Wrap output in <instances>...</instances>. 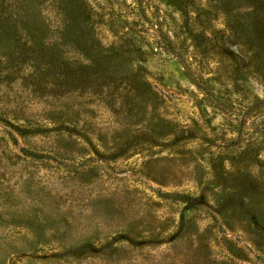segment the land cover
Instances as JSON below:
<instances>
[{
	"label": "rangeland",
	"instance_id": "374dc122",
	"mask_svg": "<svg viewBox=\"0 0 264 264\" xmlns=\"http://www.w3.org/2000/svg\"><path fill=\"white\" fill-rule=\"evenodd\" d=\"M71 9L0 16V264H264V0Z\"/></svg>",
	"mask_w": 264,
	"mask_h": 264
},
{
	"label": "trees",
	"instance_id": "16d2710c",
	"mask_svg": "<svg viewBox=\"0 0 264 264\" xmlns=\"http://www.w3.org/2000/svg\"><path fill=\"white\" fill-rule=\"evenodd\" d=\"M33 1L36 5L28 6L25 9H22L21 3H28ZM210 1V0H209ZM248 2L253 3L254 5L258 4V0H245ZM21 2V3H20ZM44 0H0V16L6 15L9 11H12L14 16L25 14L28 20V22H31L33 18L37 17L39 18L41 25H43V28L48 31V29L51 26L50 22L51 20H54V17L50 18V14L45 11H50V13L54 16H57L60 18L59 20L62 23V28L55 27V36L52 37L50 35H47L46 33L36 32V39L41 40V43L48 44L49 46H57L58 49L64 50L67 49L69 51L73 50V54L71 57H69L68 60L78 58L80 60L85 59L87 56L86 51H92L94 48H96L97 53H102L101 51L105 49V46L100 44L101 41H99L98 36L95 34H78V37L76 38V41L73 40H67L69 37H75L73 34H76L75 32V24L78 22L77 16L78 14L72 15V0H47L46 3H44ZM207 2V1H206ZM206 2L200 3V7L198 8L199 14L194 17L198 22L205 21V17L209 14V11L213 9V4H210V6L206 5ZM110 3V2H109ZM43 4V5H42ZM135 4V3H134ZM12 5V9L10 10ZM77 5V4H76ZM75 5V6H76ZM16 6L18 9H16ZM246 9H250L249 6H245ZM124 12L125 15H121L125 18H122L123 27L122 30H116V32L120 33L121 36L116 37V41L113 42L114 44L120 45L123 43L122 39L128 35V33H134V29L136 27V20L137 15L134 11L133 6H128ZM32 18V19H31ZM7 20V19H6ZM82 24V23H81ZM171 26H175L172 25ZM123 36V37H122ZM115 39V38H114ZM51 40L54 42L52 43ZM120 42V43H119ZM86 46V47H85ZM109 47V46H108ZM110 48V47H109ZM88 58V57H87Z\"/></svg>",
	"mask_w": 264,
	"mask_h": 264
}]
</instances>
